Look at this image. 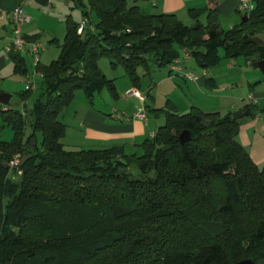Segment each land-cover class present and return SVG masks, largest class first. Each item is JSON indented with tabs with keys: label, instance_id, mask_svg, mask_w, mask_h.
<instances>
[{
	"label": "trees",
	"instance_id": "trees-1",
	"mask_svg": "<svg viewBox=\"0 0 264 264\" xmlns=\"http://www.w3.org/2000/svg\"><path fill=\"white\" fill-rule=\"evenodd\" d=\"M71 1L85 26L77 34L79 24L67 17L56 59L34 68L41 78L29 124L19 110H0L13 134L0 141V264H264V163L253 164L236 141L241 119L193 107L177 114L165 102L149 110L163 124L131 154L64 150L58 120L75 91L89 102L103 88L117 98L100 58L122 66L136 89L139 67L167 68L183 51L201 70L221 60H264V47L248 42L264 36V0H251L244 21L226 31L214 3L188 10L186 26L125 0ZM7 57L25 76L22 56ZM242 110L252 114L249 105ZM181 132L188 142L179 144ZM15 155L19 176L7 168Z\"/></svg>",
	"mask_w": 264,
	"mask_h": 264
},
{
	"label": "crops",
	"instance_id": "crops-1",
	"mask_svg": "<svg viewBox=\"0 0 264 264\" xmlns=\"http://www.w3.org/2000/svg\"><path fill=\"white\" fill-rule=\"evenodd\" d=\"M247 1L248 0H147V3L154 9V13L150 14H173L178 21H180V19H178L177 16L190 20L187 15L188 10H201L207 8L209 4L214 3L218 15L219 28L226 31L240 22L242 12L239 11V8ZM131 2V5L126 4L128 6H136L138 9L140 7L143 8V6L137 5L138 0H132ZM18 4L21 5L22 9L25 5H28L26 0H0V12H4L3 17L0 18V83H3L7 78L9 79L13 72V66L6 53V49L10 46L11 40V24L8 13ZM39 15L40 13L37 12L27 15L29 22L21 28V34L25 38H35L30 41H37L36 38H38L37 34L39 33L37 18ZM232 61H234V63L228 64L224 71L227 72V75L234 73L233 80H235L236 76L237 80H239H236V82H241V84H245L247 87V92L245 94L246 101L243 102L241 95L238 99V102H242L240 108H238L236 102L232 100V96L214 93L212 90L217 88L219 77L215 74L208 76L207 70L197 68L191 59L185 64V70L187 72L193 70L189 66L190 62H192L191 64L193 67L199 70V74L194 75L196 76L194 81H185L175 76H173V79L169 78L167 74L170 77H172V75L168 73L167 69L166 76L164 74H158L157 78L152 81V86L160 87L162 83H169L171 88H174V86L179 88L182 104L172 99V97H169L167 93L163 95L165 102H169L174 107L177 114H185L193 107L203 113H217L222 117L225 114H232L235 111H240L245 105H249L252 114L241 118L242 120L238 127L236 141L248 154L253 164L260 167L264 163V73L252 68V64L244 60V66L251 67V70L248 68L242 69L238 64L235 65L236 59ZM97 65L100 71L103 72L100 67L101 65ZM233 66H237V68L235 69ZM203 71L205 77L201 76V72ZM176 78L181 80L183 87L174 85L176 84ZM108 79L113 81L115 77H108ZM228 80H230V78ZM24 81H26V77ZM113 86L117 95L116 100L118 96L121 95L124 102L127 103L129 99L132 98L137 104L134 103L130 109L131 111L128 110V115H126L128 111H120L118 113L117 110L112 109L113 107L109 105L93 107L92 102L90 101V103H87L86 100H81V104H70L64 111L62 110L61 114L58 116V120L64 126V135L60 140L64 150L77 151L121 148L124 153L125 150L130 152L125 154L136 153L138 152V146L145 139L151 138L156 129L163 124L164 118L161 123L158 117L159 115L155 116V119L150 121L146 118L145 114L149 110L160 109L163 106H145L144 98L139 94L136 88L130 85L129 81L120 85L114 83ZM223 89V91L226 92V88L224 87ZM129 92H134L136 96L127 95ZM4 110L5 108L3 107L1 111ZM139 110H142L144 120L134 116ZM152 116L154 115L152 114Z\"/></svg>",
	"mask_w": 264,
	"mask_h": 264
},
{
	"label": "rangeland",
	"instance_id": "rangeland-1",
	"mask_svg": "<svg viewBox=\"0 0 264 264\" xmlns=\"http://www.w3.org/2000/svg\"><path fill=\"white\" fill-rule=\"evenodd\" d=\"M81 1L84 3L85 0H81ZM131 1L132 0H126V3L128 5H131L132 4ZM26 3H28V5H25L23 7V12L26 16L30 15L31 13H36V12L40 13L39 17L37 18L39 33L37 34L38 38L36 39L40 44L44 46V51L38 56V61H39L40 66H46L50 61H53L54 59H56L59 53V49H60V46L62 45L64 30H65L64 20L67 17H69L71 21L78 23V24L83 20L80 16L79 10L73 8V4L71 0H48L47 5L49 4L50 5L49 6L45 5L41 7L37 6L32 0H26ZM137 5L143 6V8L140 7L138 9L142 13H145V14L154 13V9L148 5L147 0H138ZM177 18L180 19L181 23L186 26H189L191 24V21L186 18H180L179 16H177ZM90 21L94 22L93 15L90 16ZM258 38L261 41H263V35H258ZM21 56L24 60L26 75H30L32 72L31 58L29 56L24 55L23 53L21 54ZM191 63L192 62L189 63V66L190 68L193 69L192 70L193 72L189 70L188 71L192 73L193 75H198L199 70L193 67ZM230 63H234V61L221 60L217 64V66H215L212 69L207 70V75L211 76L215 74L217 77H219V80L217 81L218 83L217 88H215L212 91L214 93H217L218 95L228 94V96L229 95L230 97L232 96V100H234L236 104L238 105L237 107L240 108L242 102H238V99L241 95L243 102L246 101L245 94L247 92V87L245 84H241V82H236L237 80L236 76H235V80H233L234 73H232L231 75L230 74L227 75V72L224 71L227 68V65ZM97 64L101 65L100 67L103 71L101 73L104 75L106 79H108V77H115V80L112 81L113 84L115 83L116 85H120V84H123L124 82L129 81V79L125 77L124 75L122 66L117 65L116 67L113 68L109 65V62L105 58H100L97 61ZM236 64H238V66L242 69L244 68H248L249 70L252 69L251 67H245L243 60L241 58L236 59L235 65ZM148 66H149L148 73H146L140 67L136 71L138 75L137 91H139V94L144 98L145 106H150V107L154 105H157L159 107L164 106L165 98L163 97V95L165 93H167L169 97H172V99H175L178 103L182 104L181 97H180V91L178 87L174 86V88H171L169 83H162L160 87L152 86V81L157 78L158 74H164L166 76L167 68L157 67L153 62H148ZM233 68L236 69L237 66H233ZM167 77L173 79V76L170 77L168 74H167ZM24 78L25 76L19 73L12 72L11 77L9 79L7 78L6 80H4L3 83H0V91L10 96L8 105L6 107L16 109L19 111H21V106L23 104L25 105V109L27 110H29L32 107L34 101L39 95L38 86L40 84V80L38 78H35L33 80V83L35 84L37 89L30 91L26 99L24 101H21L18 95L24 91V82H25ZM229 78L230 80H228ZM176 79H177L175 80L176 84L174 85H179L183 87V85L181 84L182 83L181 80H179V78H176ZM224 87L226 88L225 89L226 92L223 91ZM81 100L82 101L86 100L87 103H90L83 96L81 91H75L73 94V99L70 104H76V105L79 103L81 104ZM90 101L92 102L93 107H103V105H109L110 107H113L112 109L117 110L118 113L120 111L130 110L133 104L136 103V101L133 100L132 98H130L127 103L124 102L121 95L118 96V99L116 100V98H113L110 95V93L108 92L106 88H103L100 92L95 94L90 99ZM2 108L3 107L0 106V110ZM126 113H127L126 115H128L129 111ZM145 114H146V118H148L150 121L155 119V116H152V114L149 111H147ZM158 117L160 119V122L162 123L163 116L160 114ZM23 132L25 135H28L30 133L29 128L26 127ZM12 136L13 134H12L11 128L6 123H4L0 117V141L8 143L11 141ZM33 137L36 143H38L40 140L39 133L34 132ZM125 153H130V152L125 150ZM15 156H18V155H15Z\"/></svg>",
	"mask_w": 264,
	"mask_h": 264
},
{
	"label": "built area",
	"instance_id": "built-area-1",
	"mask_svg": "<svg viewBox=\"0 0 264 264\" xmlns=\"http://www.w3.org/2000/svg\"><path fill=\"white\" fill-rule=\"evenodd\" d=\"M252 9L251 0H248L246 3H243L239 11L242 14L250 12ZM4 12H0V18H2ZM10 24H11V40L10 46L6 49V53H18L24 54L31 58L32 72L30 75H26V81L24 82V90L32 91L37 89L33 80L38 78L40 80L41 76L34 71V68L38 64V56L44 51V46L37 41H27L24 39L21 34V27L24 24H27L29 18L24 14L21 5H17L10 10L8 13ZM85 26V21H81L77 27L76 33L79 34L82 28ZM264 37V36H263ZM264 41V40H263ZM190 59V56L186 52H182L179 58L173 60L168 66V73L172 76L179 77L185 81H194L195 76L185 70V64ZM201 76L205 77V73L201 72ZM127 95H135L134 92H129ZM136 96V95H135ZM138 119L144 120V114L142 110H139L134 114ZM20 163V158L18 156L13 157L7 164L9 171L15 172L16 176L20 175V172L16 169L17 165Z\"/></svg>",
	"mask_w": 264,
	"mask_h": 264
},
{
	"label": "water",
	"instance_id": "water-1",
	"mask_svg": "<svg viewBox=\"0 0 264 264\" xmlns=\"http://www.w3.org/2000/svg\"><path fill=\"white\" fill-rule=\"evenodd\" d=\"M243 21H244V19L241 18L240 22H243ZM248 42L250 44L259 45V46L264 47V41H261L259 38H256V37L248 38ZM251 67L259 70L261 73H264V60L253 63ZM9 99H10L9 95L0 92V106L6 107L8 105ZM21 112H22L21 114L23 115L24 119H26V124H29V117L31 116V114H27V111L25 109L24 104L21 106ZM245 116H246V112L243 110H240V111H236V112L232 113L230 115V118L233 121H237V120H239ZM177 140H178L179 144H183V143L188 142L189 141L188 133L187 132H181L178 135ZM32 145H34V143H32ZM21 163L22 162L20 161L19 164H21ZM235 264H251V262L248 260H243V261H239Z\"/></svg>",
	"mask_w": 264,
	"mask_h": 264
}]
</instances>
